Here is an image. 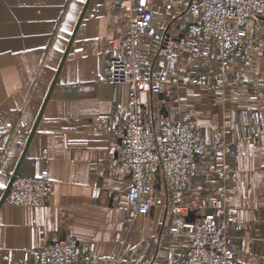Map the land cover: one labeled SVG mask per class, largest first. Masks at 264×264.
Here are the masks:
<instances>
[{"label":"crops","instance_id":"1","mask_svg":"<svg viewBox=\"0 0 264 264\" xmlns=\"http://www.w3.org/2000/svg\"><path fill=\"white\" fill-rule=\"evenodd\" d=\"M111 3L0 0V186L19 169L23 176L48 173L54 187L42 207L1 204L0 188V264H22L25 251L58 237L94 241L97 253H121L128 264H183L189 238L171 232L182 218L167 208L172 199L163 188L149 213L125 220L129 179L112 165L123 125L112 120L124 117L129 88L107 81L120 35ZM169 9L155 11L161 26L172 19ZM252 29L226 72L214 44L206 58L181 59L182 68L198 63L196 74L210 83L222 76L221 90L185 86L162 97L142 94L148 119L191 107L200 138L212 149L175 201L192 206L191 218L210 211L214 169L229 170L230 245L240 264H264V84L253 88L264 79V41ZM233 139V154L213 150ZM96 184L99 197L92 193Z\"/></svg>","mask_w":264,"mask_h":264},{"label":"built area","instance_id":"2","mask_svg":"<svg viewBox=\"0 0 264 264\" xmlns=\"http://www.w3.org/2000/svg\"><path fill=\"white\" fill-rule=\"evenodd\" d=\"M114 21L120 30L115 53L110 60L107 81L129 88L124 117L113 124L123 125L112 165L129 179L126 190L129 208L125 220L132 223L139 214L149 213L158 187L171 196L166 205L182 218L171 228L174 234L186 235L189 246L183 264H240L230 245L229 170L215 171V193L209 198V212L191 218L192 206L176 203L188 190L190 177L200 171L199 160L210 155L199 138L193 116L180 112L173 117L148 119L143 93L164 95L170 88L200 85L191 68H182L186 53L196 57L209 55L216 46V59L226 72L248 37V21L255 19L264 28V0H184L183 22L162 30L152 17L151 0H112ZM189 30L183 33L186 24ZM259 78L254 89L263 86ZM255 92L251 99H258ZM165 103V100H162ZM232 153L233 148H225ZM3 189V186H0ZM117 187L108 189L112 196ZM54 193L48 173L37 176L18 174L6 201L17 206H45ZM99 197L101 187L94 185ZM240 227V225H235ZM121 253L96 252L94 241L58 237L25 251L22 264H128Z\"/></svg>","mask_w":264,"mask_h":264},{"label":"rangeland","instance_id":"3","mask_svg":"<svg viewBox=\"0 0 264 264\" xmlns=\"http://www.w3.org/2000/svg\"><path fill=\"white\" fill-rule=\"evenodd\" d=\"M156 9H158L160 11L161 15H162V12H161L162 9H164L165 12L168 9L169 10H172L173 11L172 19L169 20L166 23V25L161 26L159 24L158 18L156 17V13H155ZM151 10H152V13H153L152 14L153 20H154L155 24L159 27L160 30L166 28L167 26L168 27L170 26L171 28L178 27L183 22V20H184V16H182L183 15V10H184V0H151ZM164 11H163V13H164ZM247 28L249 30L253 28L251 30L252 31L251 32L252 35H255L257 37V40L264 41V28L261 27V25H260V23L258 21H256L255 19H252V20L248 21ZM206 57H204V58H206ZM215 58H216V54H215ZM216 61H217V59H216ZM217 63H218V61H217ZM197 65H198V63L196 65L195 64H191V65H189L187 67L188 68H191L193 70L194 74L198 77V79L200 81V85L189 86V87H191V88L192 87L201 88V91H204V92L206 91V89H210L211 91H219V90H221L223 88L224 81H223V77L222 76H220L219 78H217V80L214 83H212V82L210 83V82L206 81L205 79L201 78V76H199V75L196 74V71L195 70L197 69ZM218 65H219V63H218ZM219 67H220V65H219ZM220 69H221V67H220ZM221 71H222V69H221ZM172 89H176V88L175 87L174 88H170L169 90H172ZM169 90H168V92H169ZM183 112H186V113L191 114L193 116V118L196 120L197 125L199 127V138H200V125H199V123H198L197 118L195 117V115H193V113L191 112V107H189V106L188 107H185L183 109ZM200 140L202 141L201 138H200ZM202 142L205 144L204 141H202ZM205 146H206V148L209 151H212V149L208 148L206 144H205ZM227 147L233 148L232 153H228V154H233L234 151L237 148V141H235L234 139L232 141H230L229 143H225L223 141H219L216 144V147L213 150L218 151L220 153H227L225 151V148H227ZM222 168H224V167H221L219 169H214V172L217 171V170H220ZM211 171L213 172V170H211ZM2 186H3V189L1 187L0 188L2 189V191L5 192V190L7 188V185L6 186L5 185H2ZM5 202H7V201H5Z\"/></svg>","mask_w":264,"mask_h":264},{"label":"water","instance_id":"4","mask_svg":"<svg viewBox=\"0 0 264 264\" xmlns=\"http://www.w3.org/2000/svg\"><path fill=\"white\" fill-rule=\"evenodd\" d=\"M188 30H189V23L186 24V26H185V28L183 30V33H187ZM160 97H162V95H160ZM18 171H19V169H16V171L12 174L11 179H10V181H9V183L7 185V188H6V190H5L4 194H3V197L1 199V204L6 201L7 194L9 192V190H10V187L12 185V182H13L14 178L18 175Z\"/></svg>","mask_w":264,"mask_h":264}]
</instances>
